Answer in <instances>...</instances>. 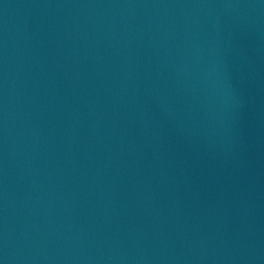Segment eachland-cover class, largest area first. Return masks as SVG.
Segmentation results:
<instances>
[{
    "label": "water",
    "instance_id": "95a60500",
    "mask_svg": "<svg viewBox=\"0 0 264 264\" xmlns=\"http://www.w3.org/2000/svg\"><path fill=\"white\" fill-rule=\"evenodd\" d=\"M0 264H264V0H0Z\"/></svg>",
    "mask_w": 264,
    "mask_h": 264
}]
</instances>
